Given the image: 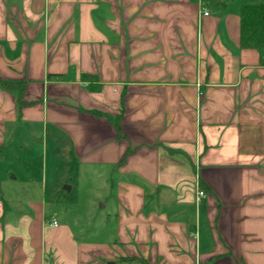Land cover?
<instances>
[{"label": "crops", "instance_id": "obj_1", "mask_svg": "<svg viewBox=\"0 0 264 264\" xmlns=\"http://www.w3.org/2000/svg\"><path fill=\"white\" fill-rule=\"evenodd\" d=\"M258 1L0 0V264H264V63L239 17ZM48 157L112 201L86 241L8 196Z\"/></svg>", "mask_w": 264, "mask_h": 264}, {"label": "rangeland", "instance_id": "obj_2", "mask_svg": "<svg viewBox=\"0 0 264 264\" xmlns=\"http://www.w3.org/2000/svg\"><path fill=\"white\" fill-rule=\"evenodd\" d=\"M249 1L256 2L258 0H235L230 4L234 5V3ZM62 164L63 168H58L57 166L55 167V165L53 166L50 162V157H48L46 166H44L43 162H41V168H44L46 171L45 179H43L41 172V175L39 174L40 176L38 178H35L36 180H38L36 190L33 189L34 187L31 184L30 187L33 192L25 193V195H23L22 192L16 193V191L18 189H21L22 186H28L27 183L29 179L25 176H21L22 172L20 171L21 177L19 178V184H17L18 186H16L15 188V193H9L8 196L23 199L25 203L38 201L42 197H45V200L47 202V214L51 216V218L54 217L59 222L58 224L62 223L63 220L68 221L72 226L74 232L76 233L78 240L86 241V236L88 235H86V232L91 229L97 230V228L100 227L99 225H102V221L108 218L109 215H111L110 212L112 211L110 205L112 201L109 200L107 207L104 208L103 202H101L100 204L98 203V200L100 196H102V194L100 195V193L98 194L94 192V189H96L100 185H103V183H101V181H99L100 183H98V181L95 180L93 182L91 181L90 184L89 181L83 179L81 176L71 178L68 174V170H72L71 168H74L73 163L69 159L64 158V162ZM8 170V168H1L0 173L2 175H8ZM17 172L19 174V171ZM63 181H65L66 184L62 183ZM54 183L59 185V189L61 190L60 194H58V197L56 198L58 202L56 200H52L51 198L52 196H54L52 195V188L54 187ZM71 183H73L75 186V189L73 191H70L68 188L71 187ZM114 183L116 185L115 181ZM89 185H91L92 188L86 190L85 186ZM43 186L46 187V193L44 192ZM108 198L110 199V195H108ZM75 202L79 205V207L76 209H74V207L72 206ZM16 204L21 206V204L18 202ZM21 210L24 211L25 209Z\"/></svg>", "mask_w": 264, "mask_h": 264}, {"label": "trees", "instance_id": "obj_3", "mask_svg": "<svg viewBox=\"0 0 264 264\" xmlns=\"http://www.w3.org/2000/svg\"><path fill=\"white\" fill-rule=\"evenodd\" d=\"M235 0H217L216 4L224 6ZM240 46L243 49H253L259 53L264 63V0L256 4H244L239 10ZM90 79V78H89ZM14 82H4L5 88L11 90ZM124 264H136L135 259H123ZM143 263V262H142Z\"/></svg>", "mask_w": 264, "mask_h": 264}, {"label": "built area", "instance_id": "obj_4", "mask_svg": "<svg viewBox=\"0 0 264 264\" xmlns=\"http://www.w3.org/2000/svg\"><path fill=\"white\" fill-rule=\"evenodd\" d=\"M205 15H209V12H206ZM197 190H198V200L200 201L204 196H205V192L199 187V183L197 182L196 184ZM50 225H53L54 227H58V221L56 220H52L49 221Z\"/></svg>", "mask_w": 264, "mask_h": 264}, {"label": "water", "instance_id": "obj_5", "mask_svg": "<svg viewBox=\"0 0 264 264\" xmlns=\"http://www.w3.org/2000/svg\"><path fill=\"white\" fill-rule=\"evenodd\" d=\"M68 188H70V187H68Z\"/></svg>", "mask_w": 264, "mask_h": 264}]
</instances>
